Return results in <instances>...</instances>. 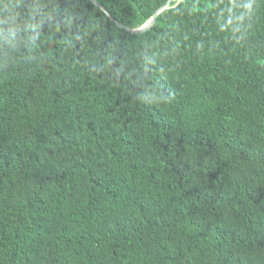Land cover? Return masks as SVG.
I'll return each instance as SVG.
<instances>
[{"label": "trees", "instance_id": "trees-1", "mask_svg": "<svg viewBox=\"0 0 264 264\" xmlns=\"http://www.w3.org/2000/svg\"><path fill=\"white\" fill-rule=\"evenodd\" d=\"M95 1L0 0V264H264V0Z\"/></svg>", "mask_w": 264, "mask_h": 264}, {"label": "water", "instance_id": "water-1", "mask_svg": "<svg viewBox=\"0 0 264 264\" xmlns=\"http://www.w3.org/2000/svg\"><path fill=\"white\" fill-rule=\"evenodd\" d=\"M96 5H98L100 8H102L105 12H107L109 14V12L103 8V6L98 3L97 1L95 0H92ZM172 0H170L169 2H171ZM168 2V3H169ZM166 5H163L162 7H160L159 9H157V11L144 23L142 24L140 27H137V28H129V27H126V26H123L121 23L117 22L110 14V17L112 18V20L116 21L117 24L123 28H125L127 31L129 32H132V33H142V32H145L147 30H149L155 23V20H156V16L157 14L165 7Z\"/></svg>", "mask_w": 264, "mask_h": 264}]
</instances>
